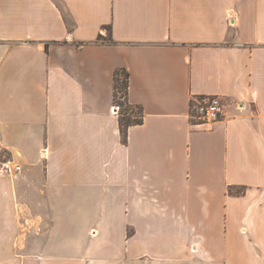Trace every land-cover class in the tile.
Listing matches in <instances>:
<instances>
[{
	"label": "crops",
	"instance_id": "0c3cea01",
	"mask_svg": "<svg viewBox=\"0 0 264 264\" xmlns=\"http://www.w3.org/2000/svg\"><path fill=\"white\" fill-rule=\"evenodd\" d=\"M0 159V261L264 264V0H0Z\"/></svg>",
	"mask_w": 264,
	"mask_h": 264
},
{
	"label": "built area",
	"instance_id": "2783aa9c",
	"mask_svg": "<svg viewBox=\"0 0 264 264\" xmlns=\"http://www.w3.org/2000/svg\"><path fill=\"white\" fill-rule=\"evenodd\" d=\"M192 102L190 120L193 127L208 130L212 124L222 119L224 104L220 96H204ZM113 110L118 113L119 108L114 106ZM21 171V166L10 159L0 161V176L12 178L20 174Z\"/></svg>",
	"mask_w": 264,
	"mask_h": 264
},
{
	"label": "trees",
	"instance_id": "16d2710c",
	"mask_svg": "<svg viewBox=\"0 0 264 264\" xmlns=\"http://www.w3.org/2000/svg\"><path fill=\"white\" fill-rule=\"evenodd\" d=\"M109 34L110 41V27H106ZM100 39V38H99ZM128 78L129 75L125 69H116L113 73V106H117L119 111L118 125L121 142L126 144L127 142V130L131 126L140 125L142 123V109L138 106H134L128 103ZM193 102H190V107ZM229 194L240 196L244 194V189L236 190L233 192L229 190Z\"/></svg>",
	"mask_w": 264,
	"mask_h": 264
},
{
	"label": "rangeland",
	"instance_id": "374dc122",
	"mask_svg": "<svg viewBox=\"0 0 264 264\" xmlns=\"http://www.w3.org/2000/svg\"><path fill=\"white\" fill-rule=\"evenodd\" d=\"M1 160H4V159H0V161ZM6 160V159H5ZM238 191V190H237ZM0 264H14L12 261H9V260H2V261H0Z\"/></svg>",
	"mask_w": 264,
	"mask_h": 264
}]
</instances>
